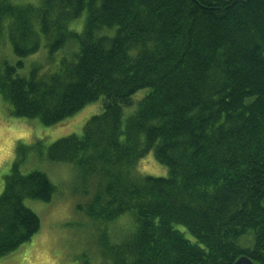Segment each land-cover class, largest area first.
<instances>
[{
    "label": "trees",
    "instance_id": "1",
    "mask_svg": "<svg viewBox=\"0 0 264 264\" xmlns=\"http://www.w3.org/2000/svg\"><path fill=\"white\" fill-rule=\"evenodd\" d=\"M1 39L18 59H0L10 115L49 127L99 99L101 111L80 135L18 144L0 260L40 230L24 200L55 191L20 171L35 152L92 187L76 206L88 220L126 216V237L100 242L105 264H264V0H0ZM41 48L47 66L24 71ZM150 151L167 177L134 173Z\"/></svg>",
    "mask_w": 264,
    "mask_h": 264
},
{
    "label": "rangeland",
    "instance_id": "2",
    "mask_svg": "<svg viewBox=\"0 0 264 264\" xmlns=\"http://www.w3.org/2000/svg\"><path fill=\"white\" fill-rule=\"evenodd\" d=\"M0 59L12 64L18 60L5 39L0 40ZM23 61L24 71L31 64L47 66V51L41 48L37 54ZM144 94L145 91L138 92L134 101ZM132 109L124 108V116L129 115ZM100 111L101 99L86 105L62 123L48 127L35 119L10 115V106L0 97V194L4 188L3 178L16 159L18 144L32 145L41 140L47 146L60 138L80 135L86 121ZM32 170L46 175L55 188L54 194L50 202L24 200V205L38 216L40 230L28 243L1 259L0 264H105L100 242L106 239L112 243L123 240L129 231L125 224L126 216L120 218V225L109 226L96 224L79 212L76 206L88 201L92 187L89 186V194L85 196L70 164L55 163L45 156L39 158L35 152H29L20 171L27 174ZM134 173L137 176L167 177L168 169L158 163L150 151L137 161ZM179 229L182 230L181 227ZM184 235L194 241L188 232L185 231Z\"/></svg>",
    "mask_w": 264,
    "mask_h": 264
},
{
    "label": "water",
    "instance_id": "3",
    "mask_svg": "<svg viewBox=\"0 0 264 264\" xmlns=\"http://www.w3.org/2000/svg\"><path fill=\"white\" fill-rule=\"evenodd\" d=\"M233 264H255L254 262H252V260H250L248 257L246 256H240L238 259H236L234 261Z\"/></svg>",
    "mask_w": 264,
    "mask_h": 264
}]
</instances>
